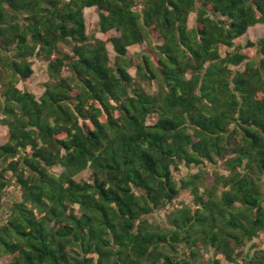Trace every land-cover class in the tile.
Returning a JSON list of instances; mask_svg holds the SVG:
<instances>
[{
    "label": "trees",
    "instance_id": "16d2710c",
    "mask_svg": "<svg viewBox=\"0 0 264 264\" xmlns=\"http://www.w3.org/2000/svg\"><path fill=\"white\" fill-rule=\"evenodd\" d=\"M139 3L0 0V211L8 188L22 197L0 218V261L174 264L176 252L191 264L213 249L224 261L212 264H264V247L237 254L264 232V36L257 62L220 52L264 25V0ZM89 8L101 38L87 32ZM144 42L137 76L156 81L155 94L128 72L129 48ZM35 60L50 78L39 99L18 88ZM218 161L227 175L205 185ZM181 165L199 171L177 181ZM87 169L90 181H77ZM181 190L195 208L152 225Z\"/></svg>",
    "mask_w": 264,
    "mask_h": 264
},
{
    "label": "rangeland",
    "instance_id": "374dc122",
    "mask_svg": "<svg viewBox=\"0 0 264 264\" xmlns=\"http://www.w3.org/2000/svg\"><path fill=\"white\" fill-rule=\"evenodd\" d=\"M136 2V9H140V0H134ZM87 32L89 35H95L98 38H101L102 35L99 33L98 27V13L96 8H89L84 11ZM195 16L192 14L189 18L188 26L192 28L194 26ZM264 36V25L257 24L256 26L250 28L246 35L235 41L234 47L231 49H227L225 47H220V52L222 56H225L226 53L229 52H240L247 56V61H255L257 62L261 56L259 54V49L257 41ZM161 42L157 40H153L152 44L159 45ZM253 44V45H251ZM60 50L64 53L70 52V47L67 45H60ZM108 51L111 58V63L114 61L115 54L112 48L109 46ZM150 45L147 42H144L139 45H134L129 48L128 51V59L132 61L133 67L129 68V73L135 79V82L147 93L155 94L158 91V84L156 81H152L150 83L143 82L139 80L137 76L136 66L141 64V55L143 53H149ZM233 68V67H232ZM48 62L44 60H35L33 63L34 73L31 77L30 83L24 86L22 83L18 84V88L21 90H26L35 95L37 99H39L46 90V85L50 82V78L48 75ZM68 71H64V75H68ZM149 122L153 123L155 120H150ZM7 136V128L0 124V145L5 144ZM6 166V165H5ZM62 169L60 167H56L52 169V172L60 173ZM198 168L190 167L187 168L184 165L179 167L178 171H174V176L177 181H180L182 178H186L188 176L194 175L198 172ZM206 175L204 176L205 185H211L214 182V176L216 173L227 175V172L224 169L222 161H218L216 165L207 164L205 167ZM11 174L9 173L8 176ZM91 179V171L87 169L83 173H81L76 180L77 181H90ZM203 191V189H202ZM21 193H14V187H10L6 190L5 198L3 201V207L0 211V218L5 221L8 214L9 209L13 201H21ZM184 207H188L190 209H194L195 206L193 204V196L189 190H181L179 196L166 208L155 212L154 214L148 217L149 222L154 225L161 227L162 225H166V214L170 213L174 210L181 209ZM264 247V232H261L259 236L251 242L246 243L244 246L237 249V254L240 256L251 255L256 249ZM168 253V252H166ZM171 253V254H170ZM171 256H173L174 264H183L181 263V258L183 255L177 254L176 252H169ZM214 259H219L224 261L222 255H214L213 249L201 250L198 254V257L195 261H191V264H212ZM12 261V256H6L1 261L0 264H9ZM159 264H163L161 261Z\"/></svg>",
    "mask_w": 264,
    "mask_h": 264
}]
</instances>
